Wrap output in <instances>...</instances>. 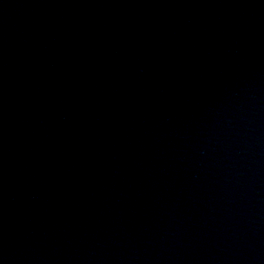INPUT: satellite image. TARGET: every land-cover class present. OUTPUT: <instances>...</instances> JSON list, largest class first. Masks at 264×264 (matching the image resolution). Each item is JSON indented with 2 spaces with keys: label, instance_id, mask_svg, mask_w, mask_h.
Segmentation results:
<instances>
[{
  "label": "water",
  "instance_id": "water-1",
  "mask_svg": "<svg viewBox=\"0 0 264 264\" xmlns=\"http://www.w3.org/2000/svg\"><path fill=\"white\" fill-rule=\"evenodd\" d=\"M0 264H264V0H0Z\"/></svg>",
  "mask_w": 264,
  "mask_h": 264
}]
</instances>
